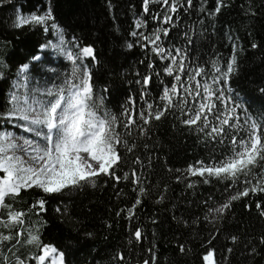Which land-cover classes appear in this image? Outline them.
Returning a JSON list of instances; mask_svg holds the SVG:
<instances>
[{"label":"trees","instance_id":"16d2710c","mask_svg":"<svg viewBox=\"0 0 264 264\" xmlns=\"http://www.w3.org/2000/svg\"><path fill=\"white\" fill-rule=\"evenodd\" d=\"M226 2L229 6L211 17L199 11L200 0H194L193 9L187 13H177L180 19L170 26V35L163 38V43L169 48L173 45L185 48L186 62L192 67L202 65L209 75L214 74L211 71L212 60H217L220 67H226L235 44L238 70L231 75L225 90L230 87L233 93L238 94L237 103L246 106L249 114L259 120L264 118V96L258 91V88L264 87V46L254 49L251 44H264V0ZM12 4L22 9L23 14H28L31 10L42 11L48 0H12ZM53 6L58 22L66 30L67 39L71 40L75 35L80 38L82 45L94 44L97 59L91 63L86 60L85 63L93 73L95 98H102L103 109L124 120L123 109L129 106L128 96H132L138 113L144 107V100L140 99L142 83L137 84L136 81H142L143 76L148 74H151L152 81L145 99L160 103L164 85L170 86L172 80L162 70L167 61L155 57L150 50L151 46L145 49L135 43L137 37L131 35L137 17L148 20L147 26L138 31L147 34L158 26L149 13L143 12L142 0H55ZM205 7H215V0H208ZM150 10L151 15L163 12L155 3L150 4ZM13 18V7L9 0H3L0 3V62H3L6 79H0V112L7 110L8 92L16 79L19 62H27L26 54L34 46L55 40L51 33L34 27L13 28ZM185 31H189L191 44L183 35ZM127 43H133V47L127 48ZM48 52L50 63L41 65L39 72L33 73V76L51 87L63 82L66 73L71 70V64L62 54H55L51 49ZM149 61L153 63L152 69L147 67ZM197 79L203 83L205 78ZM216 87L219 88V85ZM173 99L176 100L175 97ZM189 103H194L191 97ZM238 111L242 113V109ZM183 118L180 111L173 108L159 121L151 122L148 136L140 137L136 126L131 129V139L140 145L136 154L145 163L149 157L152 159L151 173H142L139 166L131 163L132 154L125 153L128 166L118 171L122 176L124 172L130 173L131 168L136 167L138 173L146 175L150 181L146 185L151 189L150 194L142 198V203L135 209L134 219H128L126 213L117 216L116 212L126 210L134 201L135 186L123 179L119 182L108 180L105 183L102 178L95 187L64 191L46 197L44 213L28 212L33 225L38 226L41 220L47 221L41 233L43 241L65 250L68 264H117V252L124 253V264H136L138 258H146L144 250L150 243L156 245V264H201V255L208 247L204 241L211 236V225L203 221L206 208L202 202L214 205L222 202L227 194L224 192V182L213 179L211 183L203 184L199 182L202 178L189 176L184 170L197 160L207 162L210 157L219 158L227 146V140L225 144H220L205 138L197 126L183 125ZM135 119L139 124V115ZM209 119L215 123L214 117L210 116ZM3 127L7 130L15 128L13 124ZM118 130L121 133L126 131L123 127ZM145 143L149 145L148 149H144ZM121 151H124L123 148ZM168 167L173 171H167ZM176 169L180 172H176ZM181 174V181L175 180V176ZM188 181L196 182L194 187H187ZM164 184L168 185L166 199L157 203L156 197L164 190ZM210 196L211 200L208 199ZM36 198L37 193L33 190H22L14 206L17 210H27ZM256 200L264 203V193L250 194L234 201L226 220L222 222L228 231L241 237L242 243L232 245L223 235L213 239L217 257L221 253L227 257L221 264H255L247 257L245 244L249 238L256 239L264 234V217L258 214L254 203L251 209L245 205ZM58 207L62 210L67 208L68 211L57 212ZM173 216L189 221L200 217L201 223L185 227L178 224ZM153 219L156 220L155 224ZM136 226H142L147 237L143 247H132L129 244L131 230ZM86 232L93 233V236L86 237ZM177 240L185 243L190 251L180 253ZM225 246L233 247V252L227 253ZM28 248L20 247L21 253L27 255ZM31 250L36 251L34 246ZM257 260L259 264H264V259L257 257Z\"/></svg>","mask_w":264,"mask_h":264},{"label":"snow or ice","instance_id":"6c2138e0","mask_svg":"<svg viewBox=\"0 0 264 264\" xmlns=\"http://www.w3.org/2000/svg\"><path fill=\"white\" fill-rule=\"evenodd\" d=\"M54 3L55 0H48L42 11L31 10L23 14L22 9H17L9 0L14 10L13 28L34 27L51 33L55 42L47 40L34 46L26 54L27 62H19L16 79L8 92L7 110L0 112V264H68L65 250L42 239V229L47 221L41 220L38 226L33 225L28 212L44 213L46 197L64 191L95 187L102 178L105 183L108 180L119 182L123 179L135 186L134 201L126 210L116 212L117 216L126 213L128 219H134L135 209L151 191L146 186L150 181L142 173H151L152 159L149 157L145 163L136 154L140 145L131 139V129L136 126L139 136L146 137L151 122L159 121L173 108L184 117L181 119L183 125L197 126L205 138L220 144H225L227 140V146L219 158L210 157L207 162L197 160L184 170L189 176L202 178L199 182L203 184H209L213 179L224 182L227 195L222 202L214 205L202 202L206 208L203 221L211 225V236L204 241L208 247L201 255V264H221L227 257L223 253L217 257L213 239L223 235L232 245L242 243L241 237L228 231L222 223L233 207V202L250 194L264 193V118L258 120L249 114L246 106L237 103L238 94L233 93L230 87L225 90L231 75L238 70L236 45L233 44V55L227 59L226 67H220L217 60L211 61L213 75H209L202 65L192 67L186 62V49L175 45L165 47L163 38L170 35V26L180 19L177 15L179 11L187 13L195 7L194 0H142L143 12L149 13L158 26L147 34L138 31L147 26L148 20L137 17L131 35L137 37L135 43L145 49L151 46L150 50L155 57L167 61L162 70L172 80L170 86L164 85L159 104L145 99L152 81L151 74L144 75L142 81L137 80V84L142 83L140 99L144 100V107L137 113L134 98L128 96L129 106L123 109L125 119L121 120L103 109L102 98H95L93 73L85 63L86 60L91 63L97 59L94 44L82 45L80 38L75 35L71 40L67 39L65 28L57 20ZM153 3L163 12L151 15L150 4ZM207 4L208 0H200L199 11L211 17L229 6L226 0H215V7L211 9L205 7ZM183 35L191 44L189 31ZM261 46L264 44H251L254 49ZM126 47L131 49L133 43H127ZM49 49L62 54L70 62L71 70L59 85L31 87L32 74L38 73L41 65L50 63L47 59ZM147 67L153 68L152 61H149ZM198 77L205 78L203 83ZM0 79H6L3 62H0ZM258 91L264 96V87L258 88ZM189 97L194 103H189ZM238 109H242L243 120ZM136 115H139V124ZM210 116L214 117L215 123L209 119ZM7 124L21 128L29 135H17L3 127ZM119 127L126 131L121 133ZM143 147L148 149L149 145L145 143ZM122 148L124 151H121ZM125 153L132 154L131 163L139 166L142 173L132 167L130 173L124 172L122 176L118 174L122 167L128 166ZM167 171L172 172L173 169L168 167ZM175 171L180 172L179 169ZM182 175H176L175 180L181 181ZM195 183L188 181L187 187L192 188ZM29 189L37 193V198L27 210H17L14 205L22 190ZM163 189L156 197L157 203L166 199L168 185L164 184ZM253 203L258 214L264 217V203L260 200L249 202L245 207L251 209ZM56 211L66 213L68 209L58 207ZM172 218L185 227L201 223L200 217H194L191 221L176 216ZM152 222L155 224L156 220ZM85 236L90 238L93 233L86 232ZM145 239L147 237L143 227L136 226L131 230L129 244L132 247H143ZM18 246H29L27 255L21 253ZM33 246L36 251L31 250ZM177 248L182 254L190 251L179 240ZM224 250L231 254L234 249L225 246ZM144 251L146 258H138L136 264H156V245L150 243ZM245 251L249 259L259 264L257 257L264 259V234L256 239L249 238ZM115 259L117 264H124L126 257L123 252H117Z\"/></svg>","mask_w":264,"mask_h":264},{"label":"rangeland","instance_id":"374dc122","mask_svg":"<svg viewBox=\"0 0 264 264\" xmlns=\"http://www.w3.org/2000/svg\"><path fill=\"white\" fill-rule=\"evenodd\" d=\"M54 42H55V40H54ZM52 52H54L53 50H52ZM55 54H58V53H56V52H54ZM59 55V54H58ZM30 86L31 87H40V88H44V87H50V86H48V85H46V84H44V83H42V82H40L37 78H35L34 76H33V74H32V77H31V80H30ZM21 91H23V89H21ZM11 131H13V132H15L17 135H29V134H27V133H25L24 132V130L23 129H21V128H18V127H15L13 130H11Z\"/></svg>","mask_w":264,"mask_h":264}]
</instances>
